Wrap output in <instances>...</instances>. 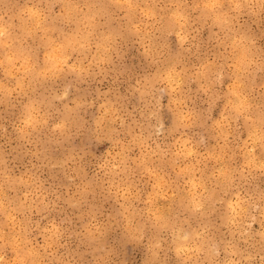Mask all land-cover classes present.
<instances>
[{
	"label": "clouds",
	"instance_id": "clouds-1",
	"mask_svg": "<svg viewBox=\"0 0 264 264\" xmlns=\"http://www.w3.org/2000/svg\"><path fill=\"white\" fill-rule=\"evenodd\" d=\"M0 264H264V0H0Z\"/></svg>",
	"mask_w": 264,
	"mask_h": 264
}]
</instances>
